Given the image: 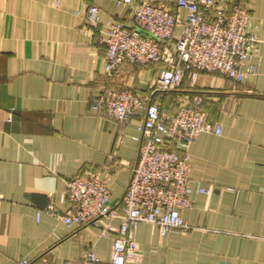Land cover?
<instances>
[{
    "label": "crops",
    "instance_id": "1",
    "mask_svg": "<svg viewBox=\"0 0 264 264\" xmlns=\"http://www.w3.org/2000/svg\"><path fill=\"white\" fill-rule=\"evenodd\" d=\"M146 1L187 16L177 0H0V264L42 257L63 264L90 249L111 263L119 216L97 227L67 226L43 209L64 214L67 182L81 172L107 177L111 204L120 203L138 160L143 117L118 123L94 110L91 98L147 90L162 68L125 63L108 73L103 25L86 15L97 6L102 22L134 28V9ZM239 1L251 10L259 38L246 68L254 73L234 82L189 70L177 90L198 97L221 126V134L204 132L186 148L194 205L181 214L194 230L138 225V255L128 264H264V0Z\"/></svg>",
    "mask_w": 264,
    "mask_h": 264
},
{
    "label": "built area",
    "instance_id": "2",
    "mask_svg": "<svg viewBox=\"0 0 264 264\" xmlns=\"http://www.w3.org/2000/svg\"><path fill=\"white\" fill-rule=\"evenodd\" d=\"M176 4L187 11L185 19L151 1L138 4L134 9V28L113 19L102 22L97 6H92L86 15L92 25H103L100 28L108 73L125 63L162 68L147 90L111 89L91 98L94 110L118 123L143 117L138 160L120 203L112 207L107 177L81 172L67 182L63 201L68 209L64 214L53 205L43 209L67 226L97 227L102 218L119 216L121 224L115 233L110 264H128L137 258L134 231L142 223L157 225L163 233L194 230L181 214L183 208L194 205L191 159L186 148L204 132L221 134V126L210 121L198 97L170 99L167 106V96L182 86L189 70L215 72L234 82H243L254 73L251 66L246 68L252 63L259 38L251 27L252 12L243 2L177 0ZM180 25L182 31L175 37ZM199 191L209 192L205 188ZM1 199L0 193V202ZM107 230L111 231V227ZM19 264L53 263L42 257L34 263L22 260ZM63 264L102 262L90 249Z\"/></svg>",
    "mask_w": 264,
    "mask_h": 264
},
{
    "label": "rangeland",
    "instance_id": "3",
    "mask_svg": "<svg viewBox=\"0 0 264 264\" xmlns=\"http://www.w3.org/2000/svg\"><path fill=\"white\" fill-rule=\"evenodd\" d=\"M207 73H212V74H218V73H215V72H207ZM220 75V74H219ZM222 76V75H221ZM177 96L178 95H171V96H169L168 97V99H167V102H168V104L166 103V105L168 106L169 105V101H170V99H174V98H177ZM113 207V206H112ZM186 208H183L182 210H185Z\"/></svg>",
    "mask_w": 264,
    "mask_h": 264
},
{
    "label": "trees",
    "instance_id": "4",
    "mask_svg": "<svg viewBox=\"0 0 264 264\" xmlns=\"http://www.w3.org/2000/svg\"><path fill=\"white\" fill-rule=\"evenodd\" d=\"M181 94H182V93H181ZM171 95H178L177 97H181V96H180V93L177 92V91L173 92V93L170 94L169 96H171ZM169 96H167V98H168ZM189 96H190V95H189ZM166 101H167V99H166Z\"/></svg>",
    "mask_w": 264,
    "mask_h": 264
}]
</instances>
